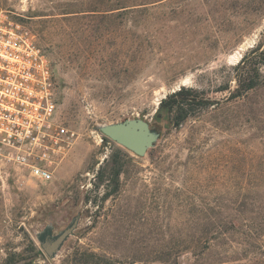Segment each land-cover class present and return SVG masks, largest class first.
I'll return each mask as SVG.
<instances>
[{
    "label": "rangeland",
    "instance_id": "374dc122",
    "mask_svg": "<svg viewBox=\"0 0 264 264\" xmlns=\"http://www.w3.org/2000/svg\"><path fill=\"white\" fill-rule=\"evenodd\" d=\"M0 10L27 26L48 53L57 114L74 132L47 182L0 162V264H74L83 251L94 254L88 264H162L155 251L195 232L198 203L217 202L216 215H232L231 203L258 196L264 63H256V89L238 103L227 97L235 64L264 49V0H0ZM181 85L218 103L176 127L172 112L157 109ZM133 117L159 132L144 156L97 129ZM77 214L72 235L48 257L36 235L47 225L57 233ZM231 249L232 264L264 263V256ZM193 261L188 251L178 257V264Z\"/></svg>",
    "mask_w": 264,
    "mask_h": 264
},
{
    "label": "built area",
    "instance_id": "2783aa9c",
    "mask_svg": "<svg viewBox=\"0 0 264 264\" xmlns=\"http://www.w3.org/2000/svg\"><path fill=\"white\" fill-rule=\"evenodd\" d=\"M73 136L57 114L48 53L27 26L0 10V162L47 182Z\"/></svg>",
    "mask_w": 264,
    "mask_h": 264
},
{
    "label": "trees",
    "instance_id": "16d2710c",
    "mask_svg": "<svg viewBox=\"0 0 264 264\" xmlns=\"http://www.w3.org/2000/svg\"><path fill=\"white\" fill-rule=\"evenodd\" d=\"M257 50L256 47L245 53L233 67L236 85L232 90L229 89L228 101L238 103L240 99L247 97L249 91L258 87L260 73L256 63H264V49ZM257 55L259 61L253 62V57ZM217 103V100L210 98L197 88L181 85L160 99L157 113L160 114L163 110L172 112L173 126L178 127L189 117L196 116L210 107H215ZM115 166L113 176L114 180H118L122 165L116 163ZM258 192V196L251 202L231 203L230 209L236 211L232 215H216L215 211L221 207L219 203L201 201L194 207L198 212V216L193 222L196 228L195 232L193 234L185 233L176 247L170 246L155 251L154 259L162 264H178L179 255L188 251L194 257L192 264H232L235 259L227 255V248H232L231 250L237 253L239 249L241 250L240 255L245 257H249L251 254L252 256H264L262 248L264 245L258 241L262 235V228H264V211L260 215L257 212L261 206L264 207V185L258 189ZM186 222L192 223L190 219H187ZM235 243L236 245H234ZM218 246H223L218 257L213 261L207 260L205 255L210 254L211 250ZM32 249L37 254L40 253L34 245H32ZM93 256L92 253L80 252L79 256L73 259V263L88 264ZM101 262L106 261L98 260L95 264Z\"/></svg>",
    "mask_w": 264,
    "mask_h": 264
},
{
    "label": "water",
    "instance_id": "95a60500",
    "mask_svg": "<svg viewBox=\"0 0 264 264\" xmlns=\"http://www.w3.org/2000/svg\"><path fill=\"white\" fill-rule=\"evenodd\" d=\"M97 129L137 156H144L149 148L155 146L159 138V132L142 117L125 118L121 121L101 124L97 126ZM78 218L79 215H75L70 223L57 233L52 234L51 227L47 225L36 235L42 250L48 257H54L72 235Z\"/></svg>",
    "mask_w": 264,
    "mask_h": 264
}]
</instances>
